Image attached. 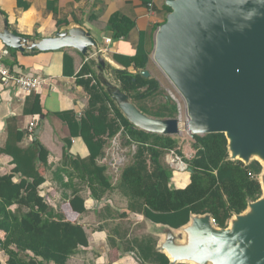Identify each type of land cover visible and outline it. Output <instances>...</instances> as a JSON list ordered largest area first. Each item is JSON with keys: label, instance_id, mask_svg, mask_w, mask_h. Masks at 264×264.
Segmentation results:
<instances>
[{"label": "trees", "instance_id": "obj_1", "mask_svg": "<svg viewBox=\"0 0 264 264\" xmlns=\"http://www.w3.org/2000/svg\"><path fill=\"white\" fill-rule=\"evenodd\" d=\"M166 9L167 14L173 11L169 6ZM112 27L119 38L126 37L130 31L119 32L118 19L112 22ZM8 49L10 58L4 63L18 66V50ZM150 54L141 46L135 57H115V61L124 65V70L112 69L110 65L108 68L112 69L121 89L144 114L157 119L178 118V105L171 98L158 101L157 98L163 95L159 80L143 76V72L148 71ZM72 61L66 56L65 67L68 68ZM133 65L136 73L129 71ZM95 66L99 64H85L79 73L78 84L90 96L84 116L77 120L72 112L59 114L71 132V137L65 140L63 165L73 167L74 172L63 169L69 180L78 178L87 182L91 196L99 203L111 192L124 198L126 208L119 210L118 215L108 213L111 209L107 208L105 224L98 229L111 232L108 240L112 248L122 255L135 254L142 264H172L159 250V237L153 234L133 236L131 228L124 222L116 225L115 221L139 214L152 223L179 230L188 225L194 215L209 214L218 227L227 228L234 216L243 214L250 203L261 199L264 192L260 177L264 166L259 161L246 164L233 160L224 133L193 135L195 155L186 158L177 136L148 133L136 128L124 116L99 81ZM29 100L32 106H27L25 114H43L41 97L34 94ZM149 101L156 103L151 105ZM17 120L7 121L8 138L5 146L0 148V155L12 157L15 166L0 175V251L7 257L6 264H69L81 249L90 246L89 233L80 222V217L87 213L86 200L81 190L74 188L71 195H65L64 206L57 210L41 195L50 151L34 131L21 130ZM30 135L34 141L24 146ZM73 137L83 139L90 151L89 157L83 159L69 153ZM115 137L120 138L124 148L135 147L134 152L128 150L126 153L128 162L119 174L113 173L106 163H99ZM171 151L182 157L191 173V183L184 189L170 186L173 170L166 156Z\"/></svg>", "mask_w": 264, "mask_h": 264}, {"label": "water", "instance_id": "obj_2", "mask_svg": "<svg viewBox=\"0 0 264 264\" xmlns=\"http://www.w3.org/2000/svg\"><path fill=\"white\" fill-rule=\"evenodd\" d=\"M167 4L173 11L158 30L153 57L185 99V130L192 135L224 133L233 160L246 164L257 160L264 166V0H168ZM0 39L22 53L75 48L87 56L98 48L82 27L37 41L17 35L7 18ZM98 62L100 82L136 128L165 136L182 132L181 113L174 119L144 114L104 75L106 60L99 56ZM143 76L149 78L150 72ZM260 179L264 192V171ZM231 224L220 228L209 214L194 215L179 232L160 224L156 233L165 240L159 250L171 256L172 264H264V193ZM182 230L189 239L185 244L180 241Z\"/></svg>", "mask_w": 264, "mask_h": 264}, {"label": "crops", "instance_id": "obj_3", "mask_svg": "<svg viewBox=\"0 0 264 264\" xmlns=\"http://www.w3.org/2000/svg\"><path fill=\"white\" fill-rule=\"evenodd\" d=\"M167 3L168 0H0V32L3 30L4 18H7L12 31L16 30L23 36L37 41L55 36L58 32L82 27L98 43V48L90 49L87 56L75 48L39 53H32L29 50L26 52L30 53L18 51L16 63L19 68L23 72L41 76L46 80L39 92L28 93L9 89L0 80V148L5 146L8 138L7 121L9 119L17 118L19 128L23 131L29 130L31 124H34L35 135L50 151L49 167L45 171L46 182L40 188L41 195L45 196L57 210L60 206H64L67 202L65 195H71L74 188L80 189L86 200L87 213L80 217V222L89 233L90 246L81 249L70 259L69 264L80 259L88 260L90 259L88 256H92L91 259L97 264H142L135 254L122 255L118 249L108 245L111 232L98 230L105 224L107 208L111 209L108 213L113 212L117 215L119 210L126 208L124 198L111 192L99 203L91 196L87 182H81L78 178L71 181L65 174L64 169L74 172L73 167L63 165L65 140L71 137V132L68 124L59 114L72 112L77 120L84 116L89 107L90 96L78 84L79 73L85 64L90 62L99 64V56H102L107 63L104 75L115 84L118 83L112 69H125L122 63L115 61V57L119 55L135 57L141 46L151 53V61L148 65L150 70L153 66L158 30L167 21ZM117 19L120 24L119 32L130 29L126 37H116L117 31L113 29L112 22ZM4 51L10 54L8 47L0 39V58ZM66 56H70L73 60L68 68L65 67ZM108 65L112 69H109ZM94 68L99 78L100 70L98 66ZM129 71L136 73L134 65ZM34 94L41 97L43 109L41 115L25 114L27 106L28 108L32 106L29 98ZM33 141L32 135L26 137L24 146H28ZM72 143L69 150L71 155L83 159L89 157L90 151L81 137H73ZM110 145L111 142L107 150ZM102 160L99 161L100 164ZM14 168L12 157L0 155V175H5ZM190 183L191 173L188 170H173L170 183L172 188L184 189ZM66 185L70 187L65 188ZM91 220L96 222L94 229H92ZM131 220L138 221V224L146 222L151 230L150 233L159 237V246L165 240L164 235L156 233V228L161 225L152 223L139 214H131L130 218L119 219L115 221V224L124 222L129 227ZM133 230L134 228L131 232ZM179 230L174 229L175 232Z\"/></svg>", "mask_w": 264, "mask_h": 264}, {"label": "built area", "instance_id": "obj_4", "mask_svg": "<svg viewBox=\"0 0 264 264\" xmlns=\"http://www.w3.org/2000/svg\"><path fill=\"white\" fill-rule=\"evenodd\" d=\"M9 56V52L4 51L2 57L0 58L1 83L9 89H16L19 92H39L44 87L46 80L41 76L23 72L22 69L19 68V66L11 67L5 64L4 60ZM33 127L34 124H31L29 130L33 131ZM112 147H116V149H112ZM107 151V155L105 156V158H103L102 163H106L110 167L111 171H113V173L119 174L121 168L128 162L126 151L124 149H121L120 138H114L111 141V145ZM166 160L171 168L174 169V171L188 170V165L184 162L182 157H180L174 151H171L166 156ZM116 179L117 178H115V180ZM213 223L217 225L215 219H213Z\"/></svg>", "mask_w": 264, "mask_h": 264}, {"label": "rangeland", "instance_id": "obj_5", "mask_svg": "<svg viewBox=\"0 0 264 264\" xmlns=\"http://www.w3.org/2000/svg\"><path fill=\"white\" fill-rule=\"evenodd\" d=\"M149 72H150V76L158 79L161 86H162L163 95H161L157 98L158 101H163L165 97H169L178 105L179 114L181 113L180 115L182 118L181 121L184 123V126H183L184 129L182 130V132L179 135H177V138L180 142V146H181L182 151H183L184 155L186 156V158L193 157L195 154V151L192 149L193 135L190 132H188L187 130H185V123L187 122V105H186L185 99L183 98L182 94L178 91V89L174 86V84L170 81L169 77L158 66L154 57H153V66L150 68ZM149 103L151 105H153L156 102L149 101ZM120 145H121V149L122 150L124 149L126 151V153H128V150L130 152H132V151L134 152V150H135V148H132L131 150L129 148H124L121 141H120ZM112 149H116V147H112ZM230 155H231V152H230ZM172 170H174V169H172ZM231 220L229 221V226L232 225ZM91 222H92V229L96 228V226H94V224H96V222L94 220H91ZM137 222L138 221H136V220H131V223L129 226V228H131V229L134 228V230L132 232L133 236H143L145 234L150 233L151 230L149 229V226L146 224V222L144 223V225H143V223L138 224ZM180 234H181V236H183V240H180V241H181V243L185 244V242H187V239H188L187 233L185 230H182L179 233V235ZM188 241H189V239H188ZM108 245L111 247L110 244H108ZM91 257L92 256H88V258H90L88 260L87 259H84V260L80 259L79 261H77L73 264H97L94 260L91 259ZM168 257L171 258L170 255ZM0 259H1L2 264H6L7 257L1 251H0ZM192 264H194V263H192ZM195 264H198V263H195Z\"/></svg>", "mask_w": 264, "mask_h": 264}, {"label": "bare ground", "instance_id": "obj_6", "mask_svg": "<svg viewBox=\"0 0 264 264\" xmlns=\"http://www.w3.org/2000/svg\"><path fill=\"white\" fill-rule=\"evenodd\" d=\"M195 264V263H194Z\"/></svg>", "mask_w": 264, "mask_h": 264}]
</instances>
